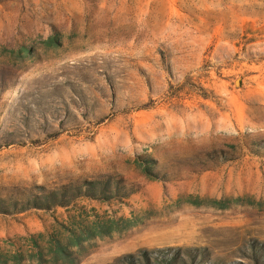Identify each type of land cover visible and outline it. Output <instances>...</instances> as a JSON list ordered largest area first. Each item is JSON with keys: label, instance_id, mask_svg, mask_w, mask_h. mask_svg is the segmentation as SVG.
Masks as SVG:
<instances>
[{"label": "rangeland", "instance_id": "obj_1", "mask_svg": "<svg viewBox=\"0 0 264 264\" xmlns=\"http://www.w3.org/2000/svg\"><path fill=\"white\" fill-rule=\"evenodd\" d=\"M107 175L0 215V264H264V0H0V197Z\"/></svg>", "mask_w": 264, "mask_h": 264}, {"label": "trees", "instance_id": "obj_2", "mask_svg": "<svg viewBox=\"0 0 264 264\" xmlns=\"http://www.w3.org/2000/svg\"><path fill=\"white\" fill-rule=\"evenodd\" d=\"M52 41H55V38L50 40V42ZM144 170L148 176L159 178L158 175L153 174L150 168L146 167ZM18 192V196L0 197V215L22 214L31 210L50 212L57 208H68L75 201L81 199L101 202L124 200L135 191L129 188L124 179L107 175L94 180L72 183L54 190L40 187ZM193 252L188 249L158 250L152 253L153 261L147 257L148 253L143 254V256L148 264H187L183 257H189L193 263L196 261ZM124 259L127 260V264H141L143 262L140 261V258H133L132 256Z\"/></svg>", "mask_w": 264, "mask_h": 264}]
</instances>
